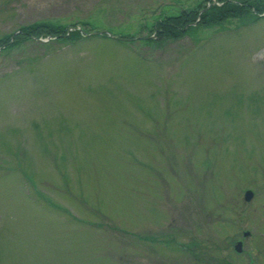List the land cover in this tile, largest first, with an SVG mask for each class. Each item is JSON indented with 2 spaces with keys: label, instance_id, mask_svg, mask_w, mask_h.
<instances>
[{
  "label": "rangeland",
  "instance_id": "obj_1",
  "mask_svg": "<svg viewBox=\"0 0 264 264\" xmlns=\"http://www.w3.org/2000/svg\"><path fill=\"white\" fill-rule=\"evenodd\" d=\"M204 1L0 0L84 33L0 48V264H264V15L157 38Z\"/></svg>",
  "mask_w": 264,
  "mask_h": 264
},
{
  "label": "trees",
  "instance_id": "obj_2",
  "mask_svg": "<svg viewBox=\"0 0 264 264\" xmlns=\"http://www.w3.org/2000/svg\"><path fill=\"white\" fill-rule=\"evenodd\" d=\"M264 15V0H205L191 10H182L177 15L165 16L154 24L157 38H177L190 34L199 26L213 27L223 25L228 18L255 21ZM19 32L0 37V48L17 45L24 40H37L49 36L59 42H64L84 34L78 29L68 30V27L52 26L47 22H33L19 27ZM107 38L106 35H102Z\"/></svg>",
  "mask_w": 264,
  "mask_h": 264
},
{
  "label": "water",
  "instance_id": "obj_3",
  "mask_svg": "<svg viewBox=\"0 0 264 264\" xmlns=\"http://www.w3.org/2000/svg\"><path fill=\"white\" fill-rule=\"evenodd\" d=\"M244 194H245L244 199L248 201L253 197L254 193L251 190H246ZM235 248L237 249V251L241 250V248L239 247V244L235 245Z\"/></svg>",
  "mask_w": 264,
  "mask_h": 264
},
{
  "label": "flooded vegetation",
  "instance_id": "obj_4",
  "mask_svg": "<svg viewBox=\"0 0 264 264\" xmlns=\"http://www.w3.org/2000/svg\"><path fill=\"white\" fill-rule=\"evenodd\" d=\"M248 234H250V232L248 230H244V232L242 233V236H247ZM240 241L239 239H235L234 243Z\"/></svg>",
  "mask_w": 264,
  "mask_h": 264
}]
</instances>
